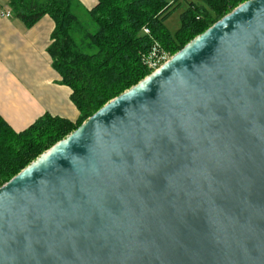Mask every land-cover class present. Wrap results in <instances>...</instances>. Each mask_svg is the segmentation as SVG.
Here are the masks:
<instances>
[{"label":"water","instance_id":"water-1","mask_svg":"<svg viewBox=\"0 0 264 264\" xmlns=\"http://www.w3.org/2000/svg\"><path fill=\"white\" fill-rule=\"evenodd\" d=\"M0 264H264V0L2 184Z\"/></svg>","mask_w":264,"mask_h":264},{"label":"trees","instance_id":"trees-1","mask_svg":"<svg viewBox=\"0 0 264 264\" xmlns=\"http://www.w3.org/2000/svg\"><path fill=\"white\" fill-rule=\"evenodd\" d=\"M244 1H190L171 33L164 23L179 0H95L82 17L78 0H8L12 14L27 27L43 15L52 18L47 53L59 82L71 89L79 115L72 121L44 113L21 131L0 116V186L107 101L151 73L143 56L155 44L173 55Z\"/></svg>","mask_w":264,"mask_h":264},{"label":"crops","instance_id":"crops-1","mask_svg":"<svg viewBox=\"0 0 264 264\" xmlns=\"http://www.w3.org/2000/svg\"><path fill=\"white\" fill-rule=\"evenodd\" d=\"M78 1L85 9L95 4V0ZM0 4L10 10L8 0ZM53 27L48 15L30 27L12 12L9 17L0 15V116L15 131L44 113L72 121L79 115L70 99L71 89L59 82L47 53Z\"/></svg>","mask_w":264,"mask_h":264},{"label":"built area","instance_id":"built-area-1","mask_svg":"<svg viewBox=\"0 0 264 264\" xmlns=\"http://www.w3.org/2000/svg\"><path fill=\"white\" fill-rule=\"evenodd\" d=\"M0 15L2 17H9L11 12L9 9H4V7L0 4ZM143 31L145 33H149V29L144 27ZM171 55L161 49L157 44H155L150 52L143 56V63L152 71L160 67L163 63H165Z\"/></svg>","mask_w":264,"mask_h":264},{"label":"rangeland","instance_id":"rangeland-1","mask_svg":"<svg viewBox=\"0 0 264 264\" xmlns=\"http://www.w3.org/2000/svg\"><path fill=\"white\" fill-rule=\"evenodd\" d=\"M172 1V0H168ZM194 1V2H200V0H179V6L173 11L171 16L165 21V26L166 28L171 32L174 33L175 30L179 27L180 25V13L186 9L188 2ZM85 8L82 7L81 11L79 12L81 17L84 16L85 14Z\"/></svg>","mask_w":264,"mask_h":264}]
</instances>
